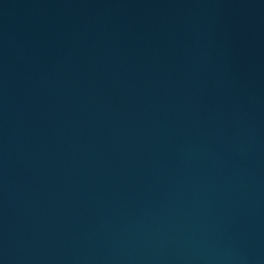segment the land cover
Returning a JSON list of instances; mask_svg holds the SVG:
<instances>
[{
  "label": "water",
  "instance_id": "95a60500",
  "mask_svg": "<svg viewBox=\"0 0 264 264\" xmlns=\"http://www.w3.org/2000/svg\"><path fill=\"white\" fill-rule=\"evenodd\" d=\"M0 264H264V0H0Z\"/></svg>",
  "mask_w": 264,
  "mask_h": 264
}]
</instances>
